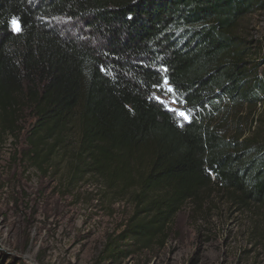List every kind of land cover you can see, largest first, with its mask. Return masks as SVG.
Returning <instances> with one entry per match:
<instances>
[{
	"label": "trees",
	"instance_id": "trees-1",
	"mask_svg": "<svg viewBox=\"0 0 264 264\" xmlns=\"http://www.w3.org/2000/svg\"><path fill=\"white\" fill-rule=\"evenodd\" d=\"M263 10L264 0H0V137L16 139L30 116L15 152L24 165L46 173L68 157V185L90 174L133 206L104 261L126 256L121 242L163 244L186 203L201 210L216 193L264 209V47L251 58L236 32Z\"/></svg>",
	"mask_w": 264,
	"mask_h": 264
},
{
	"label": "rangeland",
	"instance_id": "rangeland-1",
	"mask_svg": "<svg viewBox=\"0 0 264 264\" xmlns=\"http://www.w3.org/2000/svg\"><path fill=\"white\" fill-rule=\"evenodd\" d=\"M236 32L257 58L264 10L242 17ZM263 104L258 113L264 117ZM25 119L16 139L0 137V264H264V209L241 207L219 193L201 210L186 203L163 244L140 249L121 242L126 256L104 261L106 245L117 241L133 206L90 174L68 185V157L46 173L24 165L15 152L25 149L32 124Z\"/></svg>",
	"mask_w": 264,
	"mask_h": 264
},
{
	"label": "snow or ice",
	"instance_id": "snow-or-ice-1",
	"mask_svg": "<svg viewBox=\"0 0 264 264\" xmlns=\"http://www.w3.org/2000/svg\"><path fill=\"white\" fill-rule=\"evenodd\" d=\"M10 24H11V26L13 28V31H15V32H19L20 31V27H19L18 21L13 19L12 21H10ZM166 84H167V80H165V85ZM168 91L171 92L172 89L168 88ZM173 102H175V101H173ZM177 115L182 117L184 120H188L189 119V115L187 113H185V112L177 111Z\"/></svg>",
	"mask_w": 264,
	"mask_h": 264
}]
</instances>
